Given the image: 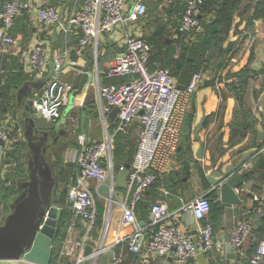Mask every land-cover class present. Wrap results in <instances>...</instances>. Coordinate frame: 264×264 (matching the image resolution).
I'll list each match as a JSON object with an SVG mask.
<instances>
[{"label":"crops","instance_id":"1","mask_svg":"<svg viewBox=\"0 0 264 264\" xmlns=\"http://www.w3.org/2000/svg\"><path fill=\"white\" fill-rule=\"evenodd\" d=\"M129 1L133 2V0ZM80 2L81 0H33L35 6L57 8L63 21H66L74 6H79ZM165 2L166 0L164 5ZM253 4V0H245L234 14L233 29L230 31L228 40L223 44L227 49L230 42L238 41V47L235 54L228 56L227 67L220 73L208 68L202 74L203 81L192 97V122L190 132H186L187 142L179 145L170 170L160 175L154 187H150L151 189L149 188L144 193L139 207L137 208L138 203L135 209L136 226L144 228L146 238L157 229V226L150 225V209L153 204L162 203L166 205L171 214L165 224L175 225L187 236L196 239L198 222L191 213L181 212L180 208L199 196L214 193L216 200L223 208L214 232L215 246L210 252H198L190 264H250V258L246 254L250 240L253 238L252 234L240 251H235L233 248L234 252L225 251V246L234 226L240 223L247 213L255 210L264 216V23L252 21L251 27L247 30ZM159 9H157L156 17L164 20L167 17L170 22L174 21L175 13L167 12L168 15L171 14L168 17L167 9ZM23 10H25L23 15L20 17L22 13L20 11L8 32L13 43L5 45L0 37V81L2 83L4 78H7L11 83L10 86H15L9 89L12 107L8 117L10 126L19 141L24 142L21 131L14 128L12 110L17 108L18 102H22L24 96L30 102L39 97L38 91H34L32 84L45 78L53 67L51 76L41 87L43 90L54 75L53 60L68 51L60 78L71 83L73 89L61 109L59 119L55 122L64 121L67 136L55 148L58 150L57 157L51 155L55 175L54 200L61 196V186H68V179L74 167L72 157L81 147L79 136L83 135L85 143L89 145L103 142L107 137L114 138L116 134V114H113V110L108 112L104 110V104L98 99L96 89L98 85H117L130 81V78L126 77L106 76L108 63L124 49V33L127 29L118 27L111 32L102 33L98 36L96 44L91 43L81 47L79 45L81 33L78 30H73L71 34H64L58 27H47L40 24L33 10ZM28 17L32 21L30 26L27 22ZM240 21L241 24L235 28ZM154 27L156 25L152 22L150 25L137 24L141 37L142 35L150 36ZM164 43L165 46L161 50L162 57L168 53V47L173 45L172 37L165 39ZM37 46L45 49L44 67L41 74L25 78L26 74L23 72L25 60L29 52ZM226 49L225 52L230 50L226 51ZM176 54L178 55V51ZM173 55L175 56V53ZM196 56V51L189 50L187 62L193 64ZM157 64L161 65V62H153L148 67L153 69L159 66ZM187 67L182 69L177 77L171 76L180 89L187 86L191 79L192 69ZM244 68L248 69L249 75L246 79L242 100L238 101L230 88V83L236 79L227 78L226 74H235ZM215 74H217L215 81L205 83ZM25 88L28 89L25 90L24 95L18 98L19 90ZM71 96H73L72 100ZM202 119V128L197 134L195 126ZM96 123H99L100 127L93 130V125ZM7 124L6 121L5 125ZM76 132H78L77 144H73L72 137ZM196 135H198V140ZM136 146L137 141L133 157ZM200 146L203 149L198 157L197 152ZM241 160V167L236 173L241 176V180L239 187L235 189L241 204L229 206L220 201L219 194L213 189L208 177H220L227 167L235 166ZM184 162L188 163L187 175L182 170ZM118 173H114L115 177ZM1 178L2 175H0ZM86 185L92 190L96 189V183L93 181H87ZM114 189L113 201L109 199L107 183L97 189L95 209L96 219L98 215L100 221L98 227L94 229L93 226L88 235L81 223L67 228L65 232L63 230L65 237L61 254L65 256V259L61 258V262L56 264H71L79 255L84 257L83 264H112L114 258L120 259L122 264H176L173 257L172 260H168L169 256L150 258L148 262H144L143 254H134L129 251L127 237L133 234L135 228L120 226L121 204L127 201L126 189H118L115 185ZM101 190H105V196L101 195ZM66 196L63 201L67 204ZM255 197L258 201L254 200ZM259 217H255V223H257V230H255L258 232L255 237L262 242L264 241V230L262 233L259 230L264 224L259 222ZM207 219L208 215L201 223L205 224ZM84 239V246H82ZM0 264H7V262H0Z\"/></svg>","mask_w":264,"mask_h":264},{"label":"built area","instance_id":"2","mask_svg":"<svg viewBox=\"0 0 264 264\" xmlns=\"http://www.w3.org/2000/svg\"><path fill=\"white\" fill-rule=\"evenodd\" d=\"M201 3L202 0H188L180 22V31L190 33L201 30L197 18L198 5ZM22 9L33 10L40 24L58 27L64 34L78 30L81 33V47L96 44L102 33L111 32L118 27L127 29L124 33V49L108 63L106 76L126 77L130 81L117 85H98L96 90L106 112L117 109L116 133L124 132L136 120L139 123L136 152L127 178V201L121 204L120 226L135 228L133 234L127 237L129 251L143 254L144 262H148L150 258L169 256L173 249L172 257L176 264H190L198 252L207 253L213 250V228L208 223H201L210 211V204L204 196H199L180 208L181 212L191 213L198 222L196 239L187 236L175 225L165 224L171 214L162 203L153 204L150 209V225L158 227L156 232L146 238L144 228L136 226V205L157 176L170 170L179 148L185 115L193 95L203 81L201 73H194L187 86L179 89L168 69L148 67L151 47L140 37L137 28L138 22L146 14L144 0H133L132 3L129 0H81L79 6H74L66 21L61 19L57 8L35 6L33 0H0V37L5 45L13 43L8 32ZM67 56L68 51H65L63 56L53 60L54 75L46 83L42 95L31 102L36 116L53 123L59 119L61 109L73 89L71 83L60 78ZM45 60V49L42 46L35 47L25 60L23 72L28 76L41 74ZM78 139L81 147L72 157V164L78 167V174L75 182L68 188L66 200L72 213L70 228L81 223L88 235L96 220L97 189L107 183L109 199L113 201V138L107 137L103 142L89 145L85 143L83 135ZM0 141L4 142V148L11 143L5 123L0 126ZM121 170L123 167L119 172ZM87 181L95 182L96 189L89 188ZM254 200L258 201V198L255 197ZM251 229V222L248 220L234 226L230 245L235 251L241 250L251 234ZM84 242L85 239L82 246ZM7 263L26 264L23 260ZM83 263L84 257L79 255L71 264ZM112 264L122 262L114 258ZM250 264H264V241L257 246L250 258Z\"/></svg>","mask_w":264,"mask_h":264},{"label":"trees","instance_id":"3","mask_svg":"<svg viewBox=\"0 0 264 264\" xmlns=\"http://www.w3.org/2000/svg\"><path fill=\"white\" fill-rule=\"evenodd\" d=\"M148 1L144 0V3L147 7L146 14L138 22L139 24L144 25L150 24V22H152L154 25H156L154 30H152L150 33V36H140L151 47L148 66L152 65L153 62H161V65L157 64L159 65L158 67L168 69L170 76L173 77H177L179 72L187 66V68L192 69L191 76L194 73L203 74L208 68H211V71L213 72L217 71L220 73L227 67L229 62L228 56H232L237 52L238 41L232 42L233 46L228 52H225L226 48L224 47L223 43L228 40L230 31L233 29L235 12L241 8L245 0H202V3L198 5L199 14L197 16L201 25V31L190 33L179 30L182 15L187 7L188 0H169L168 6L163 4L165 0ZM253 1V10L251 16L248 18L247 30L249 29L248 27H251L252 21H262L264 23V0ZM158 7L162 10L167 9L166 15H168L167 12H171L173 14L175 13L176 16L174 21L170 22V19L168 18L167 20V17H165L166 20H164L154 16L157 14V9L160 10ZM21 11L22 13L20 14V17L23 15L25 10L22 9ZM169 16H171V14H169L168 17ZM27 22L30 26L32 21H30L29 17L27 18ZM169 37H172L173 45L168 47V53H165V57H162L161 50L165 46L164 41ZM192 44L194 45L191 46ZM189 50L197 52V56L195 57L193 64L187 62V54ZM176 51H178V55L176 54ZM173 53H175V56ZM248 75L249 71L247 68H244L235 74H226L227 78L236 79V81L230 83V88L234 92L238 101L242 100V95ZM27 77L29 76L25 75V78ZM10 85L11 83L7 80V78H4V82L2 83L0 81V126H2L6 121L8 122L6 127L9 130V140L11 141V143H9L3 150L1 157L0 175H2V178L0 179V217L6 215L9 211L8 201L16 195V181L26 178V162L25 156L23 155L24 152H26V146L23 141H19L16 138L17 136L9 123L10 120L8 116L12 107L9 89L15 87ZM191 107L192 100L185 115L179 145H183V143L187 142L188 135L186 132H190L191 130ZM138 130L139 123L136 121L130 125L126 131L118 132L114 135L111 149V160L114 173L119 172V169L125 165H131L135 150L134 148L137 141L136 139H138ZM57 152L58 150L55 149L52 155L56 156ZM73 165V171L71 172L68 179V186H64L65 188L62 189L61 196L58 199H54L52 202L54 206L61 209L62 216L58 222L57 237L52 246L53 258L51 264L61 262V258L65 259V256L61 254L62 243L65 237L62 232L63 230L65 232V230L70 227L72 213L68 205L64 203L63 199L67 194L68 187L75 182L78 174V167L75 164ZM182 170L184 174L187 175L188 163H183ZM159 177L160 175L157 176L156 180ZM154 184L155 182L152 184L151 188L154 187ZM204 197L210 204V211L208 213V219L206 223L212 226L214 236V232L222 215L223 208L222 205L216 200L214 193H210ZM140 203L137 205V208L139 207ZM261 215L262 213L258 214L255 210H252L241 220V222L247 220L251 222V234L253 235V238L250 240L247 249L248 253L246 254V256L249 258H251V256L254 254L257 246L260 243L259 239L255 237L258 233L256 231L257 223H255V217L260 216L258 220L259 222L261 221L260 223L264 224V216ZM99 224L100 221L98 220L97 215L94 229L95 227H98ZM157 229L154 231L156 232ZM263 230L264 226L260 228L259 232L262 233Z\"/></svg>","mask_w":264,"mask_h":264},{"label":"water","instance_id":"4","mask_svg":"<svg viewBox=\"0 0 264 264\" xmlns=\"http://www.w3.org/2000/svg\"><path fill=\"white\" fill-rule=\"evenodd\" d=\"M240 24L241 21L235 25V28ZM231 46L232 42L228 44L226 51ZM52 70L53 67L45 78L32 84L34 91H38V96L42 95L41 87L51 76ZM216 76L217 74L205 83H212ZM27 89L19 90L18 98L23 96ZM25 100L24 96L22 102H18L17 108L13 109L11 114L14 128L21 131L26 146V178L16 181V195L8 201L9 211L0 217V262L23 260L29 264H51L52 246L56 240L57 225L62 216L61 210L52 204L55 175L51 155L67 136V132L64 129L63 120L53 123L46 118L36 116L31 108V102L29 100L25 102ZM116 113L117 109H114L113 114ZM202 124L203 119L195 126L197 134L200 132ZM196 139L198 140V135H196ZM4 146V142L0 141V166ZM202 149L203 147L200 146L197 152L198 157ZM241 164L242 160L235 166L227 167L218 178L208 177L223 204L229 206L241 204V200L235 192L241 180V176L236 174ZM129 167V165H125L123 170L116 175L114 180L116 188L121 190L127 188ZM228 250L234 252L230 245V239L225 246V251ZM172 256L173 249L168 260H172Z\"/></svg>","mask_w":264,"mask_h":264},{"label":"rangeland","instance_id":"5","mask_svg":"<svg viewBox=\"0 0 264 264\" xmlns=\"http://www.w3.org/2000/svg\"><path fill=\"white\" fill-rule=\"evenodd\" d=\"M149 2V1H148ZM168 4H169V0H166V2H165V6H168ZM154 16H156V15H154ZM154 18V17H153ZM154 21V20H153ZM150 25V24H149ZM147 28H148V26H147ZM149 29V28H148ZM146 31V30H145ZM71 127V126H70ZM99 127H100V125H99V123H96V124H94L93 125V130H96V129H99ZM72 130H73V126H72ZM74 130H75V128H74ZM77 133L78 132H76L75 134H73V137H72V142H73V144H77V140H76V138H77ZM0 168H1V166H0ZM65 187H63V186H61V190L62 189H64ZM101 195H103V196H105L106 195V192H105V190H101ZM7 264H12V263H7Z\"/></svg>","mask_w":264,"mask_h":264}]
</instances>
